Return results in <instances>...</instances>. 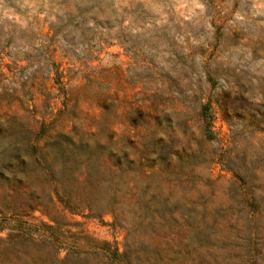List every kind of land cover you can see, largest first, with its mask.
<instances>
[{"label":"rangeland","instance_id":"obj_1","mask_svg":"<svg viewBox=\"0 0 264 264\" xmlns=\"http://www.w3.org/2000/svg\"><path fill=\"white\" fill-rule=\"evenodd\" d=\"M1 219L0 264H264V0H0Z\"/></svg>","mask_w":264,"mask_h":264},{"label":"trees","instance_id":"obj_2","mask_svg":"<svg viewBox=\"0 0 264 264\" xmlns=\"http://www.w3.org/2000/svg\"><path fill=\"white\" fill-rule=\"evenodd\" d=\"M210 111V106L208 104H205L202 108V114L203 116L207 119L208 114ZM208 133H210V128H207ZM26 227H29V231H27ZM32 225L22 223V222H14L11 219H1L0 220V232L9 230V237L14 238V239H22V238H27V237H34L36 233H38V230H33L31 231L30 229L32 228ZM49 228H53L52 226H47Z\"/></svg>","mask_w":264,"mask_h":264}]
</instances>
